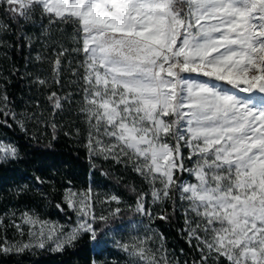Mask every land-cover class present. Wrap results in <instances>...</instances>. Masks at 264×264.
Here are the masks:
<instances>
[{"label": "snow or ice", "instance_id": "obj_1", "mask_svg": "<svg viewBox=\"0 0 264 264\" xmlns=\"http://www.w3.org/2000/svg\"><path fill=\"white\" fill-rule=\"evenodd\" d=\"M63 26L72 28L74 47L65 46ZM25 47L24 72L13 65L10 74L27 79L44 102L33 97L16 111L0 70V126L15 124L26 135L29 123L51 128L52 140L70 128L64 134L83 142L90 169L101 167L97 160L120 165L148 191L128 185L135 197L128 203L122 193L100 199L91 184L76 191L68 181L54 206L75 220L45 219L38 206L4 213L0 254L62 253L85 236L97 246L111 236L128 264H264V0H0L2 54ZM80 55L73 66L70 57ZM33 61L48 67L28 71ZM66 72L73 79L65 81ZM65 84L76 90L64 91ZM73 112L83 128L57 119ZM22 158L15 142L0 137V167ZM34 180L56 192L54 181ZM177 211L191 259H181L183 248L169 250L152 227ZM126 213L127 224H117ZM129 224L136 235L117 239ZM8 228L28 242L9 240Z\"/></svg>", "mask_w": 264, "mask_h": 264}, {"label": "trees", "instance_id": "obj_2", "mask_svg": "<svg viewBox=\"0 0 264 264\" xmlns=\"http://www.w3.org/2000/svg\"><path fill=\"white\" fill-rule=\"evenodd\" d=\"M65 35L62 40L66 47H74L72 41L73 30L70 26H63ZM29 34H39V29L31 26L25 29ZM56 35H59V30H53ZM9 43L15 42V37H6ZM36 49L40 48V44L35 45ZM3 49H0V70L3 71L4 76H7L10 83L7 84V90L10 98L14 101L16 111H22L25 108V104L31 103L33 97L39 98L43 103V96L37 92L35 88H29L28 80L22 79L20 75H11L10 69L13 65L24 72L25 57L29 55L28 49L25 47L20 50H9L8 58L2 54ZM32 55H35L33 51ZM73 59V66L75 62L83 59V55L70 57ZM67 65V61H65ZM39 67L47 68L45 65H37L35 61L28 67V71L35 72ZM73 79L70 73L64 74V80L67 81ZM4 81L0 80V85H3ZM78 87V86H77ZM75 87H71L65 84L64 91H75ZM74 99L79 100L80 96H76ZM61 123H65L68 120L75 121L76 127L83 128L81 123L82 118L75 115L73 112L71 115L68 113L62 114L57 117ZM9 123H12L9 121ZM29 131L27 135L22 132L18 127L13 124L11 128H5L0 126V137L6 139V141L15 142L22 155V160L15 164H9L4 167H0V206L12 205V206H26L37 207L46 217L53 221H59V223H67L68 217L75 220V215L68 211V215L65 216L64 212L59 211L54 205L60 200V194L63 189L68 186V181L72 182L74 190L79 191L81 187L86 188L87 185L96 183L98 186L109 192H118L124 195V198L128 203L134 202V194L127 188L128 185H134L137 190L143 189L144 185L140 178L137 177L132 171L124 169L120 165H114L111 162H104L97 160L96 163L101 167L92 170L90 169L87 153L82 147V141H77L74 137L66 136L64 133L70 131V128H62L57 133V139L52 140L51 128L47 131L38 130L32 127L31 123L28 125ZM38 136V139H29L33 134ZM49 141H51V147H47ZM107 172L109 175H101V172ZM34 176H41L46 181H54L56 192L53 193L51 184L39 185L34 180ZM188 178L187 174L182 176ZM27 185L28 191L17 195V191L20 187ZM50 193L49 201L42 200L38 193ZM154 211H159L160 206L154 205ZM168 211H171V205H166ZM131 214L126 213L123 221H117V224H127ZM137 220L140 218L137 217ZM147 223V220H144ZM184 225V218L180 211H177L170 223H163L161 221H155L152 225L153 228L159 229L167 237V247L169 250L175 249L179 254V249L183 248L187 257H181V259H191L195 253L192 251L188 244L179 235V230ZM136 235V232L132 230L129 224L123 231L116 235L117 239L123 236L125 239L129 235ZM105 246L98 248L93 242L89 240L87 236L83 237L74 248H68L62 253L49 251L47 248L44 250L33 249L31 251H25L20 255H4L0 254V264H91L92 260L97 261H119L124 255L120 252L112 242L111 236L104 237Z\"/></svg>", "mask_w": 264, "mask_h": 264}, {"label": "rangeland", "instance_id": "obj_3", "mask_svg": "<svg viewBox=\"0 0 264 264\" xmlns=\"http://www.w3.org/2000/svg\"><path fill=\"white\" fill-rule=\"evenodd\" d=\"M184 155H185V156L188 155L187 150H185ZM188 167H192V164H191V163H188ZM129 170H130V169H129ZM130 172H131V170H130ZM133 173H134V172H133ZM134 174H135V173H134ZM135 175H136V174H135ZM137 177H138V176H137ZM138 178H139V177H138ZM190 179H192V178L189 177V176H188V178H186V179L183 178V180H190ZM142 182H143V181H142ZM143 185H144V191H148L147 186L144 184V182H143ZM91 186H92L94 192H98V193L101 194V195H100V199H103V198H104V197H103V194H104V193H109L108 190L103 189V187L98 186L96 183H93ZM88 187H89V185H87L86 188L81 187V189H80L79 191L84 190V189H87ZM94 198H95V197H94ZM149 201H150V197H149ZM26 208H27L26 206H22V207H20V206H18V205H17V206H12V205H9V206H7V205L0 206V216H2L4 213L10 212V211H17V215H19V212L25 210ZM97 210L99 211V206L97 207ZM42 215H43V217H44L45 219H48L44 213H42ZM49 220H50V219H49ZM52 221H53V220H52ZM58 222H59V221H58ZM61 224H63V223H61ZM25 232H27V228H25ZM0 235H3L2 230H0ZM7 237H8L9 240H12V241H20V242H23V243H27L28 240H29V238H28L27 235H25V236H23V237L19 236V234L16 232V230H15L14 228H8V230H7ZM96 246H97V245H96ZM102 246H105V243H101V244L98 246V248H101ZM111 262H112V261L110 260V261H109V264H111ZM119 264H128V257H127L126 255H124V256L119 260Z\"/></svg>", "mask_w": 264, "mask_h": 264}]
</instances>
